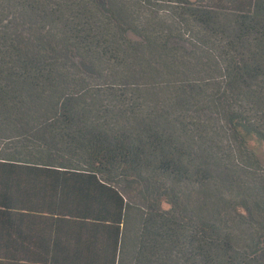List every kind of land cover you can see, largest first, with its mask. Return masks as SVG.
Listing matches in <instances>:
<instances>
[{
    "label": "trees",
    "instance_id": "trees-1",
    "mask_svg": "<svg viewBox=\"0 0 264 264\" xmlns=\"http://www.w3.org/2000/svg\"><path fill=\"white\" fill-rule=\"evenodd\" d=\"M264 0H0V264H264Z\"/></svg>",
    "mask_w": 264,
    "mask_h": 264
},
{
    "label": "rangeland",
    "instance_id": "rangeland-1",
    "mask_svg": "<svg viewBox=\"0 0 264 264\" xmlns=\"http://www.w3.org/2000/svg\"><path fill=\"white\" fill-rule=\"evenodd\" d=\"M261 158H262V162L264 163V155H262Z\"/></svg>",
    "mask_w": 264,
    "mask_h": 264
}]
</instances>
